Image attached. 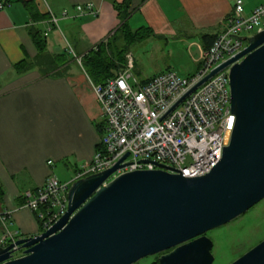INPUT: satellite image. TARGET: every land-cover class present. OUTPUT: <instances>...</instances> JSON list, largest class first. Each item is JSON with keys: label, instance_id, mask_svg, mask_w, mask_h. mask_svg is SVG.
Instances as JSON below:
<instances>
[{"label": "water", "instance_id": "1", "mask_svg": "<svg viewBox=\"0 0 264 264\" xmlns=\"http://www.w3.org/2000/svg\"><path fill=\"white\" fill-rule=\"evenodd\" d=\"M246 43L196 87L232 66L236 122L210 174L192 179L160 167L109 181L118 164L77 180L66 215L42 235L0 245V264H138L157 255L159 264H214L207 234L264 200V31ZM16 247L23 256L13 259ZM231 264H264V241Z\"/></svg>", "mask_w": 264, "mask_h": 264}, {"label": "crops", "instance_id": "2", "mask_svg": "<svg viewBox=\"0 0 264 264\" xmlns=\"http://www.w3.org/2000/svg\"><path fill=\"white\" fill-rule=\"evenodd\" d=\"M2 1L9 6L0 11V241L5 239V214L7 230L17 241L43 234L37 213L26 208V194L36 193L52 175L63 183L73 182L96 154L102 114L93 82L77 58L112 40L122 25L118 7L125 0ZM30 1L48 18L32 17L23 3ZM243 1L247 15L264 4ZM235 2L130 0L128 23L136 22L137 29L130 26L133 31L150 28L161 34L158 28L185 21L200 37L191 47L196 45L201 52L207 45L203 36L224 29ZM88 4L94 5L97 15L77 11ZM36 32L46 42L43 55L34 42ZM58 57H66L67 63L48 72ZM20 64H25L23 69H18ZM58 166L71 173L68 181L59 177Z\"/></svg>", "mask_w": 264, "mask_h": 264}, {"label": "built area", "instance_id": "3", "mask_svg": "<svg viewBox=\"0 0 264 264\" xmlns=\"http://www.w3.org/2000/svg\"><path fill=\"white\" fill-rule=\"evenodd\" d=\"M8 6L0 0V11ZM77 11L98 13L93 4L78 6ZM51 22L58 24L54 16ZM262 31L264 4L247 15L244 1L236 0L224 29L208 50H201L198 71L193 75L180 77L168 71L140 84L133 75V57L127 54L126 67L104 84H92L102 114L103 133L93 160L73 182L118 164L121 169L109 181L125 173L155 171L160 167L192 179L210 174L223 159L236 122L231 108L232 66L196 87L247 47L246 35ZM82 58H77L81 66ZM73 182L63 183L52 175L36 193L26 194V208L37 213L43 233L68 212V193ZM5 217L2 224L6 242L0 241L1 246L16 242L7 230ZM12 256H23V250L16 247Z\"/></svg>", "mask_w": 264, "mask_h": 264}, {"label": "rangeland", "instance_id": "4", "mask_svg": "<svg viewBox=\"0 0 264 264\" xmlns=\"http://www.w3.org/2000/svg\"><path fill=\"white\" fill-rule=\"evenodd\" d=\"M47 1L51 4V0ZM60 26L65 33L63 25ZM130 26L133 30L138 28L136 22L130 23ZM158 29L161 34L155 32L145 41L134 44L131 47L133 54L131 51L128 53L133 57L135 79L141 82L168 71L180 77L195 74L198 71L200 51L196 45L191 47V43L196 41L197 44L200 41L199 35L185 21L180 25L174 23ZM127 65L128 63H125L124 67ZM57 173L63 181L70 179L71 173L68 174L61 166H58ZM207 236L214 242V264L235 262L264 241V200L240 218L209 232ZM160 256L146 258L138 264H159Z\"/></svg>", "mask_w": 264, "mask_h": 264}, {"label": "trees", "instance_id": "5", "mask_svg": "<svg viewBox=\"0 0 264 264\" xmlns=\"http://www.w3.org/2000/svg\"><path fill=\"white\" fill-rule=\"evenodd\" d=\"M129 1L130 0H125L124 4L118 7L122 25L112 37L114 43L110 40L106 44H100L82 58V67L95 85L104 84L120 72L125 66L126 56L130 52L131 47L136 43L145 41L154 34L150 28H142L137 31H133L130 28L128 23V19L131 15L128 13ZM23 3L35 19L44 20L48 18L47 15L39 14L34 1ZM33 37L38 52L40 55H43L46 52L45 40L39 32L34 33ZM216 37L217 34L203 36L202 40L207 44L205 50L211 47ZM52 63L50 65L52 68L48 70V72L63 67L67 63V59L66 57H58L56 60L52 61ZM24 66L25 64H20L18 69H23ZM100 132L101 134L103 133V127ZM99 147L100 146H98V149Z\"/></svg>", "mask_w": 264, "mask_h": 264}]
</instances>
